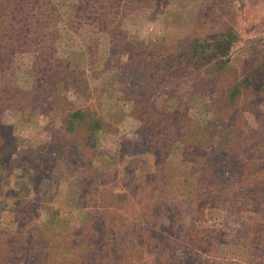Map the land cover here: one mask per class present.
Returning a JSON list of instances; mask_svg holds the SVG:
<instances>
[{"label":"trees","instance_id":"trees-1","mask_svg":"<svg viewBox=\"0 0 264 264\" xmlns=\"http://www.w3.org/2000/svg\"><path fill=\"white\" fill-rule=\"evenodd\" d=\"M173 1L75 0L65 12L55 0H0V264H264V133L248 119L264 117V44L222 23L220 13L233 15L228 0L208 3V24L174 45L163 37L141 50L118 32L124 15L161 14ZM115 26L125 55L104 41ZM26 55L23 69L17 57ZM107 71L90 88V77ZM107 88L118 92L104 99ZM72 94L91 105L76 107ZM132 110L144 123L141 138L122 137L119 147H147L154 159L176 147L183 160L202 153L184 161L190 198L169 200L173 177L159 167L144 182L124 177L119 193L114 177L99 173L109 153L91 146ZM20 126L43 136L25 138ZM78 170L75 206L42 210L59 195L56 183ZM217 192L243 228L230 237L246 261L223 259L205 241ZM165 225L174 232L165 234Z\"/></svg>","mask_w":264,"mask_h":264},{"label":"rangeland","instance_id":"rangeland-1","mask_svg":"<svg viewBox=\"0 0 264 264\" xmlns=\"http://www.w3.org/2000/svg\"><path fill=\"white\" fill-rule=\"evenodd\" d=\"M75 0H55L56 4L60 6L62 11L68 12L70 10V5ZM203 0H177L173 1L171 4L167 5L165 8L161 9L160 13H156L154 10L146 9L141 11L132 12L129 15H124L121 20H119L121 28L118 29V32H122L123 37L126 36V39L130 42L137 44L140 43L141 50L149 48L151 42L162 40L163 37L168 39V42L171 45H174L175 42H178L179 39L187 36L192 38L197 32L196 26H204L208 24V3L211 4L209 9L215 8V0H210L201 4ZM233 4L234 10L233 15L230 16L227 12L225 15L220 13L222 17V23L226 26H234L237 24V28L244 34V38L247 40H256L259 43H255V46L264 44V0H228ZM205 5V7H204ZM215 6V7H214ZM217 6L219 4L217 3ZM90 33L89 31H87ZM116 26L111 29L108 33V40H104L109 50H112V53H116V56H121L123 47H120V36L117 37L118 33ZM114 33V34H113ZM121 34V33H120ZM104 38V37H103ZM112 40L113 42H110ZM114 44L115 46H110ZM172 47V46H171ZM65 49V44L56 46V51ZM125 55V54H124ZM123 55V56H124ZM17 63L21 65L23 69H26L31 65V58L26 56L17 57ZM111 72H102L90 77V88H97L104 81H107L111 77ZM109 88V87H108ZM107 88V89H108ZM112 89H108L106 93L103 92L104 99H109L114 93ZM210 98L213 97L211 93ZM183 97V96H182ZM71 101L76 107H86V105H91L89 100L86 97L80 96L78 94L71 95ZM103 99V96H102ZM116 101L118 97H115ZM181 99V98H180ZM183 102H186L184 96ZM115 104V103H114ZM116 109L118 106H122L121 101H117ZM127 115L119 120L116 125L109 131V137L100 138L97 144H93L91 147H101L103 148L108 155H106L105 161L98 168L99 173L109 177H114L116 180L115 190L117 193L122 192V189L119 187L118 183L126 177H132L134 179H139V181H146L149 177L157 175L160 171L157 170V167L162 168L163 172L173 177L172 182V191L169 196V200H182L190 197H186L185 194L189 196L194 194V181L190 178L185 180L186 166L184 161L191 160L196 161L202 153L197 152L196 155L192 156L190 151L187 153L189 160L180 156L181 151L179 152L178 147L166 158H153L154 155L150 154V151L146 147L140 149L134 146L126 145L125 148L118 146L119 139L122 137H127L129 139H134L138 141L139 137L143 132V122L140 121L134 111H127ZM195 110L190 111V116H196ZM116 115H120L116 112ZM119 118V116H117ZM116 117V118H117ZM250 123L253 125H258L261 127L262 132L264 133V117L255 118V116H248ZM8 124H13L16 120L12 115H8L5 119ZM117 120V119H116ZM21 136L25 138L41 137L42 134L36 130H25L26 126H20ZM23 129V130H22ZM144 140V139H142ZM97 147V148H98ZM122 149V150H120ZM82 155V154H79ZM90 155V154H88ZM264 156V148H263ZM89 157V156H87ZM38 162V161H37ZM190 162V161H189ZM41 162L37 163V166H40ZM114 181H112L113 183ZM110 185H113V184ZM59 185V195L53 200V203L47 206H43L42 210L48 212L50 208H62L70 209L75 206V203L78 199L79 193L82 188V177L81 171L77 173L66 174L64 177L56 183L55 186ZM191 193L190 194V192ZM133 195V192L129 193ZM222 194L217 192L213 193L210 196V201L217 200V211H213L208 223H203V228H205L206 240L200 235V238H197L195 235L191 237L193 239L205 240L210 249H216L218 255L226 260H237V261H246L247 254L243 248V245H238L234 241V237H230L231 234H234L236 231H241L243 228L239 225V222H233V218H230L227 210L229 212L230 207L225 203V201L219 202V197ZM134 199V197H133ZM138 199V198H137ZM191 203L185 207V216H190L191 214ZM98 210H91L92 215H98ZM134 210V209H133ZM227 216L229 218H227ZM188 223H186L187 225ZM212 224H215L212 226ZM227 224V226L225 225ZM221 230V232H220ZM217 231V234L214 236L213 232ZM163 232L165 234H170L174 232L169 226L165 225L163 227ZM186 231L178 233L179 239H184L186 236ZM210 238L207 240V238ZM243 249V250H242ZM247 250V249H246ZM180 253L187 257L188 248L186 246L182 247Z\"/></svg>","mask_w":264,"mask_h":264}]
</instances>
